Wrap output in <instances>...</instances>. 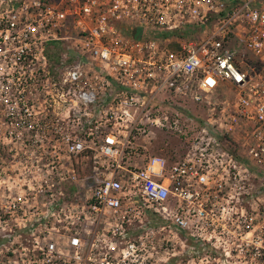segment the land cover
Wrapping results in <instances>:
<instances>
[{
    "label": "built area",
    "instance_id": "2783aa9c",
    "mask_svg": "<svg viewBox=\"0 0 264 264\" xmlns=\"http://www.w3.org/2000/svg\"><path fill=\"white\" fill-rule=\"evenodd\" d=\"M52 40L64 46L49 69ZM58 66L61 86L45 91ZM212 93L227 99L178 160L151 153L137 164L153 129L186 126L167 105L208 104ZM39 97L95 110L93 130L88 110L77 117L84 135L61 138L70 154L97 150L108 171L26 264H153L156 219L211 246L229 224L249 232L252 212L231 190L240 172L264 171V0H0V104L13 130L33 128ZM236 134L241 153L226 147Z\"/></svg>",
    "mask_w": 264,
    "mask_h": 264
},
{
    "label": "rangeland",
    "instance_id": "374dc122",
    "mask_svg": "<svg viewBox=\"0 0 264 264\" xmlns=\"http://www.w3.org/2000/svg\"><path fill=\"white\" fill-rule=\"evenodd\" d=\"M63 46L60 43L58 49H63ZM52 50L57 52L54 55H59L57 48ZM46 60L49 69L57 63L52 58ZM54 68L52 76L57 82L55 86L45 85V91L61 86L59 77L64 68ZM218 93L228 94L225 86ZM218 93L208 95V104L181 101L182 106L167 105L165 110L169 118L178 113L181 120L187 119L186 126L181 132L165 128L153 129L149 141L148 136L144 138L146 149L133 153L137 164H141L145 154L151 153L164 156L168 162L178 160L185 139L194 136L198 126L212 116L209 115L210 111L216 117L221 101L227 99ZM41 97L32 103L34 114L29 120L33 128L13 130L14 125H8L3 116L4 106L0 104V264H26L35 259L38 247L48 237L57 236L63 230V225H69V216L73 214L72 204L80 203L89 193L92 178L101 177L108 171L106 158L97 150L85 149L70 154L65 150V140L61 138L65 134L71 137L84 135L85 128L78 123L84 122L85 116L81 115L88 110L92 118L85 123L93 130L92 127L96 125L94 120L97 119L94 117L95 110L75 105L76 112L72 114L71 110L67 112V109L60 107L61 102L50 101L47 97L42 100ZM239 137V134L234 136L238 141L236 143L226 137L229 151L241 153ZM136 142L141 143V140ZM240 177L234 182L235 185L232 184L234 189L231 192H238L235 206L252 212L254 219L247 234V229L239 231L229 224L223 233V242L211 246L196 240L198 246L194 247L189 240L192 237L185 231L174 227H170L171 230L166 227L161 229V223L156 219L153 234L146 236L151 239L154 247L151 249V262L264 264V178L252 167L247 173L240 172ZM138 232L143 233L144 229Z\"/></svg>",
    "mask_w": 264,
    "mask_h": 264
},
{
    "label": "trees",
    "instance_id": "16d2710c",
    "mask_svg": "<svg viewBox=\"0 0 264 264\" xmlns=\"http://www.w3.org/2000/svg\"><path fill=\"white\" fill-rule=\"evenodd\" d=\"M191 30L190 29H186L185 31H182V32H176V33H178V34H188L189 32H190ZM60 43H62V42H59V41H57V40H52V41H50V42H48L47 44H46V47H45V54H46V56L48 57V59H53L54 61H56L57 62V56L56 55H54V54H56L57 52H56V50H55V52H54V50H52L53 48L55 49V48H57V51H61L62 49H58V46H59V44ZM53 52V53H52ZM56 59V60H55ZM256 170V173L258 174V175H261L263 178H264V171L263 170H258V169H255ZM263 188H264V185H263ZM190 241H192V245H194V247L197 245V241H196V239H194V238H191V239H189ZM198 246V245H197Z\"/></svg>",
    "mask_w": 264,
    "mask_h": 264
}]
</instances>
